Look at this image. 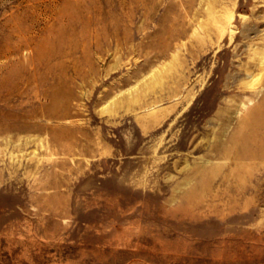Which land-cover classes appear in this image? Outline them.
<instances>
[{"label":"rangeland","instance_id":"1","mask_svg":"<svg viewBox=\"0 0 264 264\" xmlns=\"http://www.w3.org/2000/svg\"><path fill=\"white\" fill-rule=\"evenodd\" d=\"M0 264H264V0H0Z\"/></svg>","mask_w":264,"mask_h":264}]
</instances>
